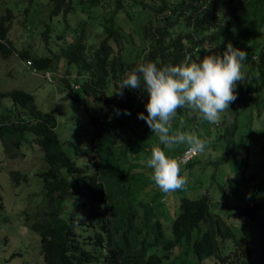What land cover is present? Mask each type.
I'll return each mask as SVG.
<instances>
[{"label":"trees","instance_id":"obj_1","mask_svg":"<svg viewBox=\"0 0 264 264\" xmlns=\"http://www.w3.org/2000/svg\"><path fill=\"white\" fill-rule=\"evenodd\" d=\"M48 4L50 18L66 19L78 8L85 16L78 17L80 23L72 34L58 36L54 53L47 48L50 56L38 57L14 48L9 39L14 15L7 9L0 15V56L7 59L16 54L28 60L34 72L55 73L68 97L81 106L85 98L92 100L96 112L87 113L93 128L88 139L93 167L89 173L88 167L78 166L62 149L55 117L40 111L31 93L0 92L4 156L22 157L21 146L31 143L47 166L38 173L42 202L33 215L25 213L27 227L40 237L43 264H176L164 260L182 247L191 249L197 264L210 258L215 264H251L253 225L264 216L259 203L233 206L238 236L227 223L233 214L225 212V198L220 203L224 211L219 213L211 211L207 194L181 197L171 237H165L159 217L163 193L154 181H140L152 170L146 166L147 124L138 119L139 113L147 115L148 93L129 88L123 89V95L117 92L125 74L141 63L158 67L190 63L222 54L231 43L247 53L241 69L244 78L235 89L237 98L227 110L232 141L240 114L253 105H263L257 107L259 115L264 109V0H48ZM40 30L48 47L49 28ZM61 60L68 67L60 66ZM72 67L75 79L69 81ZM46 78L51 81L49 75ZM192 112L178 109L174 118L189 115V120ZM10 176L17 184L27 181L17 171ZM146 185L153 190L147 192ZM68 201L71 210H65ZM79 201L83 205L78 208ZM94 202H107V213L101 215ZM194 231L197 237L192 240ZM225 242L232 244L229 253H224ZM152 247H160L162 254L149 253Z\"/></svg>","mask_w":264,"mask_h":264},{"label":"rangeland","instance_id":"obj_2","mask_svg":"<svg viewBox=\"0 0 264 264\" xmlns=\"http://www.w3.org/2000/svg\"><path fill=\"white\" fill-rule=\"evenodd\" d=\"M7 9H11L14 15L9 31V39L14 48L25 49L31 56L38 57L50 56L47 48L54 53L57 42H60L58 36L72 34L80 23L78 17L85 16L78 8V11L67 15L66 19L63 16L50 18L48 0H0V15L5 14ZM68 19L69 23L66 22ZM41 27L49 28L48 47L41 37ZM85 28L87 32L91 31L89 27ZM27 61L16 54L7 59L0 56V92L22 90L31 93L36 107L55 117V133L62 149L78 166L88 167V172H92L89 161L92 152L88 147V139L93 128L87 113L95 114V104L85 98L84 106L79 105L61 90L62 83L55 73L34 72ZM58 64L68 67L64 60L58 61ZM74 70L72 67L69 81L75 79ZM47 74L51 81L46 78ZM262 106L253 105L252 109L240 114L232 141V127L228 125L227 109L220 113L216 123L205 121L199 112H192V119L189 120V115L183 118L177 115L172 119L170 134L177 131L194 134L206 143V148L198 154L189 170H183L180 166L181 176L187 180L185 187L163 193L164 204L159 217L163 221L166 238L171 237V222L179 213L181 197L195 199L207 194L211 211L219 213L224 211L220 203L225 198V212L233 214L227 218V223L238 236L240 227L233 206L239 205L242 208L255 202L262 205L264 210V109L259 110L260 115L257 110V107ZM147 129L145 144L151 150L159 147L169 158L175 159L179 150L188 147L182 144L169 149L159 143L148 126ZM28 139L32 140V135H28ZM34 147L31 143L23 144L20 151L22 157L7 159L0 142V203L3 205L0 208V264H43L40 237L27 227L28 215H25H33L42 202L43 188L38 173L47 168L41 151ZM150 156L151 153L149 158ZM12 171L25 174L27 181L20 180L18 184L15 183L10 176ZM151 174L152 170L146 173L145 178H140V181L145 184L153 181ZM145 187L147 192L153 190L151 186ZM141 195L145 196V191ZM66 205L71 206L70 203ZM196 237L197 231H194L192 240ZM225 245L227 249L224 253H229L232 244L225 242ZM252 245L254 253L250 258L251 264H264V216L253 225ZM149 253L161 255L162 250L160 247H152ZM177 253L179 256L175 257ZM175 259L176 264H197L191 249L184 247L181 251L175 250L173 256L170 255L164 262L169 263ZM214 262L210 258L203 264H215Z\"/></svg>","mask_w":264,"mask_h":264},{"label":"clouds","instance_id":"obj_3","mask_svg":"<svg viewBox=\"0 0 264 264\" xmlns=\"http://www.w3.org/2000/svg\"><path fill=\"white\" fill-rule=\"evenodd\" d=\"M246 59V52L228 43L222 54L205 55L202 59L190 63L181 62L178 65L169 64L163 67H158L152 62L141 63L127 72L121 80L120 90L117 92L119 95H123L124 88L147 91L148 102L144 105L147 115L139 113L138 119L147 124L160 144L169 149L186 144L188 147L183 151L188 148V153L197 154L184 166L179 162L183 151L173 159L167 157L159 147L152 150L147 148L148 155L151 153V156L146 160V166L152 169L151 178L162 193L185 187L187 180L181 176L180 166L183 170H189L188 166L206 148V143L194 134L181 131L170 134V122L176 116L177 110L199 112L205 121L216 123L220 113L229 110V105L237 98L235 89L244 78L241 69ZM124 114L129 113L125 110ZM80 202L77 204L78 208L83 205ZM67 203H70V207L66 206L71 210L72 202ZM94 204L101 215L107 213V202L106 205L95 202ZM102 252L105 253V248Z\"/></svg>","mask_w":264,"mask_h":264},{"label":"built area","instance_id":"obj_4","mask_svg":"<svg viewBox=\"0 0 264 264\" xmlns=\"http://www.w3.org/2000/svg\"><path fill=\"white\" fill-rule=\"evenodd\" d=\"M187 149L185 151H183V153L179 157V162L184 166L189 164L197 155V154L192 155V154L188 153Z\"/></svg>","mask_w":264,"mask_h":264},{"label":"crops","instance_id":"obj_5","mask_svg":"<svg viewBox=\"0 0 264 264\" xmlns=\"http://www.w3.org/2000/svg\"><path fill=\"white\" fill-rule=\"evenodd\" d=\"M264 137V136H263Z\"/></svg>","mask_w":264,"mask_h":264}]
</instances>
